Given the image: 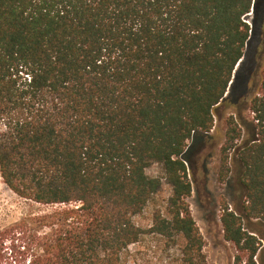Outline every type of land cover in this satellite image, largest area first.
I'll return each mask as SVG.
<instances>
[{
	"label": "trees",
	"instance_id": "16d2710c",
	"mask_svg": "<svg viewBox=\"0 0 264 264\" xmlns=\"http://www.w3.org/2000/svg\"><path fill=\"white\" fill-rule=\"evenodd\" d=\"M263 7L0 0V173L18 196L46 207L0 230L9 264H127L129 247L147 234L182 237V264H207L188 202L189 142L214 129ZM262 89L250 104L252 137L237 151L242 210L225 203L221 216L246 264H263L264 237L243 222L264 223V81ZM228 125L224 151L241 135L233 115ZM154 163L172 194L145 228L134 218L163 186L147 174Z\"/></svg>",
	"mask_w": 264,
	"mask_h": 264
},
{
	"label": "rangeland",
	"instance_id": "374dc122",
	"mask_svg": "<svg viewBox=\"0 0 264 264\" xmlns=\"http://www.w3.org/2000/svg\"><path fill=\"white\" fill-rule=\"evenodd\" d=\"M262 1L264 4V0ZM256 18L246 57L233 77L234 82L225 100L214 110V129L209 135L196 136L189 142L188 164L193 192L188 202L204 238L203 251L207 264H238V256L243 257V262L239 264H246L247 260L246 253L240 252L232 242L225 239L221 216L225 203L241 212L247 191L242 183V168L237 151L252 137L254 114L250 110V104L255 96L263 93L264 7L263 12ZM232 115L238 122L241 135L224 151L227 146L228 119ZM226 155L228 163L224 169L222 159ZM147 174L162 177L163 186L144 211L134 218L136 223L145 228L151 226L156 210L165 209L172 194L161 164H152L147 169ZM44 208L46 207L18 196L6 185L0 173V230L19 221L28 213ZM243 222L247 229H257L258 237H264V223L260 219H244ZM184 244L182 237L172 240L147 234L129 247L126 252L127 264H182L181 248ZM262 244L264 246V239ZM7 256L0 253V264H9ZM261 258L264 264V249ZM258 261L260 264V257Z\"/></svg>",
	"mask_w": 264,
	"mask_h": 264
},
{
	"label": "water",
	"instance_id": "95a60500",
	"mask_svg": "<svg viewBox=\"0 0 264 264\" xmlns=\"http://www.w3.org/2000/svg\"><path fill=\"white\" fill-rule=\"evenodd\" d=\"M238 68V67H237ZM237 71V70H236ZM236 71H235V73H236ZM234 77V76H233ZM234 81L232 80V82H231V84H230V87H229V89H228V91H227V93H226V96H227V94L229 93V90H230V88H231V85H232V83H233Z\"/></svg>",
	"mask_w": 264,
	"mask_h": 264
}]
</instances>
